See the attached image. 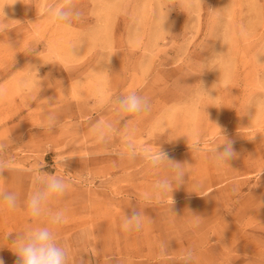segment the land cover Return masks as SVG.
I'll list each match as a JSON object with an SVG mask.
<instances>
[{
	"label": "rangeland",
	"instance_id": "1",
	"mask_svg": "<svg viewBox=\"0 0 264 264\" xmlns=\"http://www.w3.org/2000/svg\"><path fill=\"white\" fill-rule=\"evenodd\" d=\"M59 3L5 9L0 159L11 170L0 189L19 206L0 211L4 264L18 260L12 243L33 223L25 201L45 173L69 184L53 205L68 217L57 240L69 264H182L187 249L195 264H264V0H76L81 19L57 29L48 9ZM131 91L151 103L132 118L137 149L160 148L186 172L159 203L151 189L170 175L167 163L150 169L120 156L119 136L97 145L88 134L115 120L111 98ZM43 112L58 117L51 130ZM222 135L235 156L217 169L211 149ZM133 210L147 219L125 234ZM144 241L153 254H142Z\"/></svg>",
	"mask_w": 264,
	"mask_h": 264
},
{
	"label": "clouds",
	"instance_id": "2",
	"mask_svg": "<svg viewBox=\"0 0 264 264\" xmlns=\"http://www.w3.org/2000/svg\"><path fill=\"white\" fill-rule=\"evenodd\" d=\"M16 0H0V35L7 33L10 29L7 25L6 8L11 7ZM50 23L57 29L69 28L74 21H79L82 12L76 5V0H60L57 6L48 9ZM9 47L12 45L8 42ZM38 71V69H37ZM202 90H205L203 84ZM115 120H97L89 128V136L97 145H107L114 136H119L121 148L119 154L122 158L135 160L142 157L150 169H159L166 163L169 165L170 175L157 179L152 185V198L162 202L165 197L171 194L174 187L184 183L186 172L179 163L172 162L167 153L158 148V151L138 150L132 135V118L142 116L151 111V103L145 96L131 91L126 95L111 98ZM58 117L54 112H43L42 124L49 130L56 126ZM123 123V128H117L118 123ZM222 134V133H221ZM224 137L221 144L213 149V161L217 169L229 166V161L235 156L233 142ZM223 145V150H218ZM5 145L0 143V152L4 151ZM44 167V166H42ZM10 162L0 159V179H5L3 173L9 171ZM35 183L38 187L28 196L25 201L27 216L33 223H30L25 230L17 235L13 241V252L17 255L16 264H69V251L57 240V230L67 223L66 210L53 208L56 201L65 196L69 190V184L61 177L52 174L37 175ZM171 201L173 203L172 197ZM19 206V198L15 192L0 189V211H13ZM142 210H133L131 215H124L121 222V231L125 234L142 231L145 220ZM41 221H44L41 223ZM162 250H166V247ZM182 264H195V255L192 249L183 253ZM0 264L4 260L0 258Z\"/></svg>",
	"mask_w": 264,
	"mask_h": 264
},
{
	"label": "crops",
	"instance_id": "3",
	"mask_svg": "<svg viewBox=\"0 0 264 264\" xmlns=\"http://www.w3.org/2000/svg\"><path fill=\"white\" fill-rule=\"evenodd\" d=\"M172 237H173V235L170 234V238L168 239V241H172ZM175 242H177V241H175ZM178 242H180V241H178ZM101 245H102V249L103 250H107L108 249L107 245H106V243L104 241L101 243ZM136 252H138V250H136ZM142 254H153V251H151V249H150V244H146L145 241L143 242ZM174 254H177V253H174Z\"/></svg>",
	"mask_w": 264,
	"mask_h": 264
}]
</instances>
